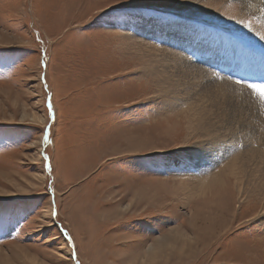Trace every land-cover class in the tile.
Returning <instances> with one entry per match:
<instances>
[{
    "label": "rangeland",
    "instance_id": "374dc122",
    "mask_svg": "<svg viewBox=\"0 0 264 264\" xmlns=\"http://www.w3.org/2000/svg\"><path fill=\"white\" fill-rule=\"evenodd\" d=\"M124 2L0 0V264H264V124L162 61L229 41L260 63L264 29Z\"/></svg>",
    "mask_w": 264,
    "mask_h": 264
},
{
    "label": "bare ground",
    "instance_id": "6f19581e",
    "mask_svg": "<svg viewBox=\"0 0 264 264\" xmlns=\"http://www.w3.org/2000/svg\"><path fill=\"white\" fill-rule=\"evenodd\" d=\"M187 1L189 3L194 4V6H200L201 10H203L204 12L208 11L209 13L210 12L213 13L214 15L213 18L215 17L218 20H220V21L216 20L218 22L226 23V21L229 22L230 20L232 22L234 21L233 23L235 26L239 27L240 29L242 28L246 29L250 33V35H255L257 33L256 30L260 33L264 29V0H187ZM240 20H244L246 22L251 21V27L247 28L243 25H240L239 24ZM226 42L227 45L223 44L219 46L217 43L215 44L212 41H210V43L209 44L207 43L206 44L207 46L205 47H201V44L199 45L196 44V45H190L188 48L191 50L197 49V52L193 53L196 54L194 56L195 58H199L201 54L207 55L208 53L213 54L218 59H223L225 56H229L230 60H232L230 66H235L234 62H236V64L240 66V71H243V74H248L253 79L258 80L257 83L262 82L264 78V61L260 63H256V62L253 63V61L251 62L248 60L247 58L248 56H245L247 55V52H245L244 48L241 47V46L246 47L247 45H244L243 43L242 44L237 43L232 45V43H230L229 41ZM149 47L151 49L157 48V46L155 45H149ZM190 54L192 55V52ZM175 55L177 59H180V61L178 60L176 61L175 60L176 58H174L173 55L171 54L166 55L165 56L166 58H162V61L171 63L172 68H175L176 65H178L177 75L185 80L187 79L192 80L191 82L182 83L183 87L187 85L186 88L184 89L185 91L187 90L191 91L193 90V88L195 89L197 88V90H200L205 93L206 98L210 103H214V104L215 101H219L218 99H220L221 103L226 106V107L224 106L226 110L228 109V111L225 113H228L229 111L233 110L231 109L232 106L230 104L231 101L228 99L232 100L234 98V95L237 94L238 96L249 100L253 114L252 119L255 118L254 117L256 112L255 109H258V99L246 85L236 84L230 79L222 76L218 77L217 79H214L212 78L210 73L205 69L207 67L190 64L187 58L180 52L178 54L175 53ZM240 58L242 60H240ZM180 66H182L183 68H181ZM209 70H211L212 72V69ZM199 79L200 81L198 82L197 80ZM188 86L191 88H189ZM203 86H212V87H203ZM239 100H241V98ZM235 105L238 106V103L235 102ZM241 107H242L241 109L244 110V114H247L246 108L243 106ZM215 182L216 183H213V185L210 186L208 189H211L213 186H216V191L220 192L219 197L221 198V202L225 203L226 200H228L229 196L234 192L231 190L229 191V193L227 191L223 193L224 190L222 189L226 185V180L224 178L223 179L221 178V181L218 180ZM233 187L235 186L233 185ZM201 189L203 191V188ZM208 189H206L205 191H208ZM237 190H239L238 184H237Z\"/></svg>",
    "mask_w": 264,
    "mask_h": 264
},
{
    "label": "water",
    "instance_id": "95a60500",
    "mask_svg": "<svg viewBox=\"0 0 264 264\" xmlns=\"http://www.w3.org/2000/svg\"><path fill=\"white\" fill-rule=\"evenodd\" d=\"M190 38H186L184 40H188ZM198 43V42H197ZM200 44V43H198ZM178 49L180 48V46H176ZM203 47V46H201ZM183 54H185L187 57V60L190 64H195L196 66H203V67H207L209 69H212V73L215 77H225L230 79L231 81H233L236 84L239 85H248L250 83H257L258 80H255L253 78H243V77H239L238 74H241L239 67L236 62H234L235 66H232L231 70H225L222 67V64H227L228 66L230 65L228 62V59H218L216 58L214 55L213 56H207V55H203V54H199L200 57L199 58H195L194 56L196 54H190L189 51H185ZM193 56V57H192ZM241 81V83H237V81ZM262 80V79H259ZM262 82H264V78L262 80ZM255 95V94H254ZM256 98L258 99V109H255V116H256V121L255 120H251L252 123L257 126V125H263L264 124V100H262L258 95H255ZM238 129V133L236 134V132H234V136L237 140H241L243 142H245V139L247 137H251L255 142L259 139L258 134L252 131V128L250 129L249 127H247L245 124L239 123L236 127ZM255 133L253 136H251V134ZM263 139V138H261ZM238 141V142H241Z\"/></svg>",
    "mask_w": 264,
    "mask_h": 264
},
{
    "label": "snow or ice",
    "instance_id": "6c2138e0",
    "mask_svg": "<svg viewBox=\"0 0 264 264\" xmlns=\"http://www.w3.org/2000/svg\"><path fill=\"white\" fill-rule=\"evenodd\" d=\"M117 4H125V2H124V0H118ZM239 24L243 25V26H245L247 28L251 27V21L246 22L244 20H240ZM142 71H146V70H138L134 74L139 75ZM237 83H241V81L238 80ZM247 87L251 90V92L253 94L258 95L262 100H264V82L250 83V84L247 85ZM165 97H166V94L161 93L157 97H149V98H147V101L155 102L156 100H160L162 102H167ZM135 103H136V105L145 104L144 101H136ZM48 111H49L50 116H52L54 114V109H53L50 101H49V104H48ZM44 140H45V143H47V141H48V130L47 129L44 132ZM195 143H201V142L200 141H196ZM55 214L56 213L54 212L53 215H55ZM69 239H70V237H69ZM57 254H59V253H57Z\"/></svg>",
    "mask_w": 264,
    "mask_h": 264
}]
</instances>
